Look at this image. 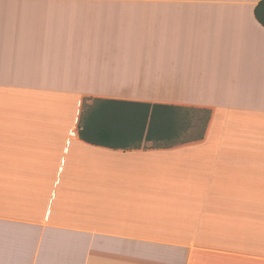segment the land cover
I'll return each instance as SVG.
<instances>
[{
    "label": "crops",
    "instance_id": "crops-1",
    "mask_svg": "<svg viewBox=\"0 0 264 264\" xmlns=\"http://www.w3.org/2000/svg\"><path fill=\"white\" fill-rule=\"evenodd\" d=\"M259 1L0 0V264H264ZM94 98L212 115L113 149Z\"/></svg>",
    "mask_w": 264,
    "mask_h": 264
},
{
    "label": "trees",
    "instance_id": "trees-1",
    "mask_svg": "<svg viewBox=\"0 0 264 264\" xmlns=\"http://www.w3.org/2000/svg\"><path fill=\"white\" fill-rule=\"evenodd\" d=\"M254 11L264 26V0L258 2ZM211 115V109L207 108L126 99H85L79 135L88 143L113 149H137L145 142H153L154 147H169L180 139L203 138Z\"/></svg>",
    "mask_w": 264,
    "mask_h": 264
}]
</instances>
